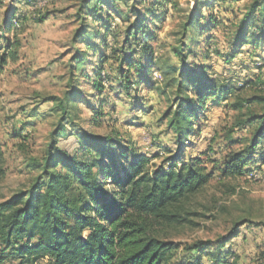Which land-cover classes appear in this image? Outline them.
<instances>
[{
    "label": "rangeland",
    "instance_id": "rangeland-1",
    "mask_svg": "<svg viewBox=\"0 0 264 264\" xmlns=\"http://www.w3.org/2000/svg\"><path fill=\"white\" fill-rule=\"evenodd\" d=\"M83 1L0 0V52H3L5 40L18 41L20 45L15 61H8L0 73V149L4 158L0 201L27 189L40 174L38 166L45 156L50 133L61 118L56 103L48 100L64 101L68 94H75L67 124L69 135L58 141L59 148L77 158L90 160L86 153L76 148L74 132L77 128L93 135H106L114 130L124 145L150 159V171L198 159L211 175L206 187L186 205L189 212L196 214L191 218L196 225L177 228L156 225L155 236L180 249L195 243L205 244L206 250L200 256L199 264H264V141L251 158L244 177L221 176L225 156L239 152L249 142L251 129L236 124L247 109L257 114L261 112V107L254 104L243 103L241 112L232 107L235 102L264 93V36L253 31L259 20L257 15H249L252 6H257L260 1L221 0L213 4L212 11H200L201 18L209 15L215 25L208 23L204 31H198L197 43L191 44L190 51H184L192 52V63L197 70H205L218 82L221 90L227 89V94L225 98L206 104L198 115L196 130L179 151L161 119L168 102L152 86L154 82H160L158 74L163 70L162 65L178 68L179 63L172 58L171 50L181 48L184 25L199 9L196 0H172L165 9H159L162 18L155 23L157 29H153L156 41L151 44V50L156 63L151 70L150 83H136L135 88L130 89V95L143 111H132L124 92L107 88L100 96L106 113L100 124H91L93 115L90 111L96 106V93L89 80L93 78L91 72L97 57L91 52L86 53L84 76L77 75L71 62L83 52L79 40L74 39L76 31L93 32L98 27L90 19H84ZM125 3L129 8L142 9L138 0H125ZM9 10H18L24 20L11 34L5 35L1 25L10 16ZM121 10L125 12L124 7ZM254 11L260 12L255 8ZM243 20L246 21L243 23ZM111 25L120 32L114 38L119 46L126 25L119 23L117 18ZM241 38L244 44H241ZM106 42L109 49H120L111 36ZM105 52L115 55L112 51ZM117 66L115 63L107 69L114 72ZM131 79L135 81L132 74ZM235 223L236 229L233 228ZM236 234L238 236L231 240ZM176 260L178 256L170 264ZM2 264L21 263L8 257Z\"/></svg>",
    "mask_w": 264,
    "mask_h": 264
},
{
    "label": "trees",
    "instance_id": "trees-1",
    "mask_svg": "<svg viewBox=\"0 0 264 264\" xmlns=\"http://www.w3.org/2000/svg\"><path fill=\"white\" fill-rule=\"evenodd\" d=\"M171 1L138 0L142 9L127 7L125 0L82 2L84 19H90L98 27L93 32L76 31L74 39L79 40L83 52L71 62L77 75L84 76L86 53L91 52L97 57L91 72L93 78L89 80L96 93V106L90 108L91 124H100L106 114L100 96L107 88L124 92L132 111H143L130 95V89L135 88L136 83H150L151 70L156 63L151 50V44L156 41L153 29H157L155 23L162 18L159 9H165ZM217 1L221 0H196L199 9L184 25L181 48L171 50L172 58L179 63L178 68L162 65L163 70L158 74L160 82H154L152 86L168 102L161 119L165 122V131L172 134L173 145L178 151L196 130L198 115L206 104L225 98L227 94V89L221 90L218 82L205 70H197L192 63L193 53L184 51H190L191 44L197 43L198 31H204L208 23L215 25L211 16L201 18L200 11H212ZM258 1L260 3L252 6L249 15H257L259 20L253 31L264 36V0ZM254 8L260 12H255ZM8 15L1 25L5 35L11 34L24 20L18 10H9ZM114 17L126 25L119 46L114 38L120 32L111 25ZM36 20L40 21L39 18ZM110 36L119 50L108 48L106 41ZM241 44H244L243 38ZM2 45L0 73L8 61H15L20 46L18 41L8 40ZM107 50L115 55L110 56L105 52ZM115 63H118L116 71L107 69ZM74 99L75 94H68L64 101L48 100L56 103L61 118L50 133L45 156L38 166L40 174L27 189L0 201V264L8 257L21 264L40 261L46 264H170L176 256L178 260L174 264H199L200 256L206 250L205 244L195 243L180 249L159 239L153 229L156 225L161 228L196 225L191 220L196 214L189 212L186 205L211 178L200 160L190 159L180 165L170 164L164 170L150 171V159L124 145L114 130L106 135H93L81 128L74 132L76 148L86 153L90 160L77 158L58 147V141L69 135L67 124ZM243 103L260 106L261 112L257 114L247 109L236 124L240 128L249 127L251 134L242 150L225 156L221 170L223 178L244 177L251 158L264 141V93L235 102L232 107L241 112ZM3 163L0 149V176ZM219 261L222 263L224 258Z\"/></svg>",
    "mask_w": 264,
    "mask_h": 264
},
{
    "label": "built area",
    "instance_id": "built-area-1",
    "mask_svg": "<svg viewBox=\"0 0 264 264\" xmlns=\"http://www.w3.org/2000/svg\"><path fill=\"white\" fill-rule=\"evenodd\" d=\"M156 78H158V76Z\"/></svg>",
    "mask_w": 264,
    "mask_h": 264
}]
</instances>
